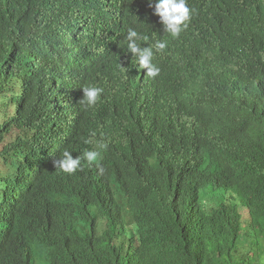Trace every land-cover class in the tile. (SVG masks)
Segmentation results:
<instances>
[{"label": "trees", "instance_id": "1", "mask_svg": "<svg viewBox=\"0 0 264 264\" xmlns=\"http://www.w3.org/2000/svg\"><path fill=\"white\" fill-rule=\"evenodd\" d=\"M187 3L172 38L155 0H0V264H264V0Z\"/></svg>", "mask_w": 264, "mask_h": 264}, {"label": "clouds", "instance_id": "2", "mask_svg": "<svg viewBox=\"0 0 264 264\" xmlns=\"http://www.w3.org/2000/svg\"><path fill=\"white\" fill-rule=\"evenodd\" d=\"M149 6H153V0H149ZM154 13L159 16L164 33L172 38L179 37L181 32L188 27L191 18L187 0H155ZM148 40V35L142 34L136 29H129L125 37L128 51L138 61V66L147 70L146 78H155L159 76L161 70L154 63V56L156 53L162 52L167 44L163 41H156L154 44L141 43V41L147 42ZM102 93L103 89L95 85L84 86V96L80 104L91 108L96 105ZM98 155L99 153L95 150H87L74 158L72 152L65 149L54 161V165L56 169L64 173L73 174L80 168L82 160L92 163L97 160Z\"/></svg>", "mask_w": 264, "mask_h": 264}, {"label": "rangeland", "instance_id": "3", "mask_svg": "<svg viewBox=\"0 0 264 264\" xmlns=\"http://www.w3.org/2000/svg\"><path fill=\"white\" fill-rule=\"evenodd\" d=\"M0 169H5V166L1 162H0ZM126 248H127L126 245H122L123 252H126ZM35 251L37 255L38 264H49V254L44 248L36 247Z\"/></svg>", "mask_w": 264, "mask_h": 264}]
</instances>
